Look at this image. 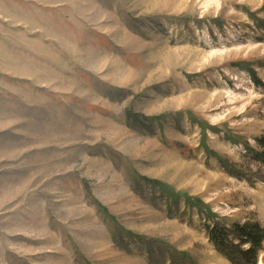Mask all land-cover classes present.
Listing matches in <instances>:
<instances>
[{
    "label": "rangeland",
    "instance_id": "374dc122",
    "mask_svg": "<svg viewBox=\"0 0 264 264\" xmlns=\"http://www.w3.org/2000/svg\"><path fill=\"white\" fill-rule=\"evenodd\" d=\"M262 140L264 0H0V264H249Z\"/></svg>",
    "mask_w": 264,
    "mask_h": 264
},
{
    "label": "trees",
    "instance_id": "16d2710c",
    "mask_svg": "<svg viewBox=\"0 0 264 264\" xmlns=\"http://www.w3.org/2000/svg\"><path fill=\"white\" fill-rule=\"evenodd\" d=\"M262 144L264 145V140H262ZM232 231L238 236L240 244L250 245L249 249L239 251L242 258L249 264H255L259 256V249L264 242V228L259 224L245 223L236 224ZM212 235L216 242L224 243L223 239L229 234L227 231H223L222 235H218L217 231L213 230Z\"/></svg>",
    "mask_w": 264,
    "mask_h": 264
}]
</instances>
